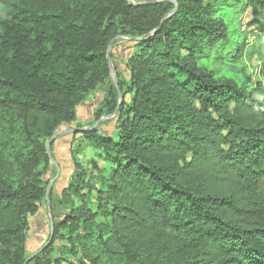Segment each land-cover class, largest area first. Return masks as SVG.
Instances as JSON below:
<instances>
[{
    "label": "trees",
    "instance_id": "1",
    "mask_svg": "<svg viewBox=\"0 0 264 264\" xmlns=\"http://www.w3.org/2000/svg\"><path fill=\"white\" fill-rule=\"evenodd\" d=\"M174 1L0 0V264H264V99L201 63L222 65V0ZM243 6L264 58V0ZM112 40L131 45L119 107ZM95 92L113 133H77L106 166L73 159L26 263L46 144Z\"/></svg>",
    "mask_w": 264,
    "mask_h": 264
},
{
    "label": "rangeland",
    "instance_id": "2",
    "mask_svg": "<svg viewBox=\"0 0 264 264\" xmlns=\"http://www.w3.org/2000/svg\"><path fill=\"white\" fill-rule=\"evenodd\" d=\"M135 1L149 2L152 0ZM130 2H133V0H130ZM222 2L216 6L220 10L218 17L225 23L229 33V38L215 49V54L223 59L222 65L213 66L208 60H203L201 63L214 71L216 78L231 79L247 90H256L264 99L263 52L259 46L255 45V38L248 27V11L243 6L244 0H222ZM253 45L254 48H252ZM130 46V43L120 40L117 41L114 48L110 49V55L114 60L111 62L112 67L114 64L119 74L125 79H128V74L121 62L129 52ZM240 50L241 52H239ZM211 57L214 58L213 55ZM233 58L238 59L237 63L233 62ZM112 72L114 75L116 74L114 69ZM101 98L102 95L99 92L89 95L77 107V122L70 127L65 126L58 129L48 145L49 155L55 163L49 159L47 171L43 175L46 189L49 182L52 180L53 182L47 195V202L44 201L45 205L41 208L40 216L31 221L27 232L26 249L29 257L48 241L47 214L48 210L51 212L49 196H52L53 212L56 217H59L62 213V207L58 206L57 201L74 175L73 159L75 158L80 165L91 171L94 163L99 168L106 166L99 154L88 147L76 131L72 132L80 129V127H87L93 123L94 125L97 124L94 113L100 104ZM107 121L106 124L101 126L100 124L104 122L102 120L97 124V127H100L102 132L111 135L115 123L112 120L109 121V119ZM39 218L42 221H39Z\"/></svg>",
    "mask_w": 264,
    "mask_h": 264
},
{
    "label": "water",
    "instance_id": "3",
    "mask_svg": "<svg viewBox=\"0 0 264 264\" xmlns=\"http://www.w3.org/2000/svg\"><path fill=\"white\" fill-rule=\"evenodd\" d=\"M129 3H131L130 2V0H127ZM162 1H171L173 4H175V1L174 0H158V1H149V2H142V3H134L133 5H137V6H141V5H150V4H155V3H158V2H162ZM173 12H171V14H172ZM170 14V15H171ZM169 15V16H170ZM168 16V17H169ZM167 17V18H168ZM166 19V18H165ZM157 32V30H155V31H153L152 33H151V35H154L155 33ZM113 41L114 40H112L110 43H109V49L107 50V53H106V60H107V65H108V68H109V71H110V77H111V80H112V82H113V84H114V86H115V88H116V91H117V95H118V105H117V107H119V105L121 104V102H122V97H121V94H120V92H119V90H118V86H117V81H116V77H115V75L113 74V72H112V70H113V67H112V63H111V60H110V49H111V47H112V44H113ZM103 119H101V120H99L98 122H97V124L98 123H100L101 121H102ZM97 124L96 125H93L92 127H89V128H87V129H92V128H95L96 126H97ZM84 129H77V130H73L72 132H80V131H83ZM54 137V136H53ZM53 137L47 142V144H46V154H47V156H48V158L50 159V161L51 162H53V163H55L52 159H51V157H50V155H49V150H48V145H49V143H50V141L53 139ZM52 182H53V180L52 181H50L49 182V185H48V187H47V189H46V194H45V198H44V201L45 202H47V195H48V193H49V190H50V188H51V185H52ZM47 205H48V203H46ZM48 217H49V221H50V230H52V216H51V212L48 210ZM49 241H50V238H49V240L47 241V243L44 245V246H42L37 252H35L34 254H32L28 259H27V261H26V263L27 262H29L33 257H35L43 248H45L48 244H49Z\"/></svg>",
    "mask_w": 264,
    "mask_h": 264
}]
</instances>
